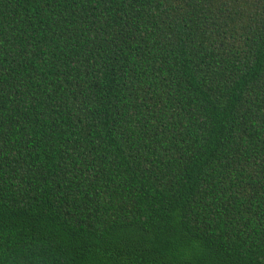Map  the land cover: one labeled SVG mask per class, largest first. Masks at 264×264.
I'll return each mask as SVG.
<instances>
[{
    "label": "trees",
    "instance_id": "1",
    "mask_svg": "<svg viewBox=\"0 0 264 264\" xmlns=\"http://www.w3.org/2000/svg\"><path fill=\"white\" fill-rule=\"evenodd\" d=\"M0 264H264V0H0Z\"/></svg>",
    "mask_w": 264,
    "mask_h": 264
}]
</instances>
